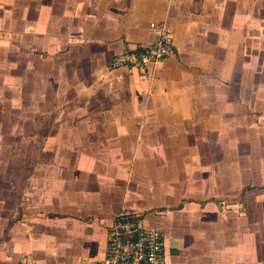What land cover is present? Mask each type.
I'll use <instances>...</instances> for the list:
<instances>
[{
    "label": "crops",
    "instance_id": "obj_1",
    "mask_svg": "<svg viewBox=\"0 0 264 264\" xmlns=\"http://www.w3.org/2000/svg\"><path fill=\"white\" fill-rule=\"evenodd\" d=\"M159 23L171 55L111 66ZM0 106V264H91L136 214L166 264H264V0H0Z\"/></svg>",
    "mask_w": 264,
    "mask_h": 264
},
{
    "label": "built area",
    "instance_id": "obj_2",
    "mask_svg": "<svg viewBox=\"0 0 264 264\" xmlns=\"http://www.w3.org/2000/svg\"><path fill=\"white\" fill-rule=\"evenodd\" d=\"M155 28L153 42L115 55L111 66L145 71L149 64L171 55L169 30L164 23ZM91 264H166L164 235L159 228L146 225L141 215H118L108 226L103 257Z\"/></svg>",
    "mask_w": 264,
    "mask_h": 264
},
{
    "label": "rangeland",
    "instance_id": "obj_3",
    "mask_svg": "<svg viewBox=\"0 0 264 264\" xmlns=\"http://www.w3.org/2000/svg\"><path fill=\"white\" fill-rule=\"evenodd\" d=\"M8 111L12 112L10 107L0 106V116L1 117H5ZM1 117H0V120L3 119ZM0 127L8 130L7 125H5L3 120L0 121ZM2 132L4 133V131ZM7 135H9V133ZM19 140H20L19 138H11L9 136H4L0 138V194L3 199L7 197L6 183H8L10 177H12L13 179L15 178L14 175H16L12 173V171L14 170L10 171V164L15 163L16 161H19V162L26 161L27 156L25 155V153L17 154L14 150L15 145L18 144ZM19 179H20V175H19ZM13 181L15 182L17 180H12V182ZM7 218H8L7 215H2L0 217V221L5 222Z\"/></svg>",
    "mask_w": 264,
    "mask_h": 264
}]
</instances>
